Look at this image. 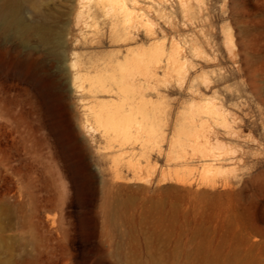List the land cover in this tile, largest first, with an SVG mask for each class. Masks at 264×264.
<instances>
[{
    "label": "rangeland",
    "instance_id": "obj_1",
    "mask_svg": "<svg viewBox=\"0 0 264 264\" xmlns=\"http://www.w3.org/2000/svg\"><path fill=\"white\" fill-rule=\"evenodd\" d=\"M121 2L134 40H113L102 0H0V264H264V0ZM136 48L162 61L158 145L148 159L126 150L135 176L76 75ZM208 102L222 114L211 150L225 160L205 172ZM33 110L60 154L33 132Z\"/></svg>",
    "mask_w": 264,
    "mask_h": 264
},
{
    "label": "bare ground",
    "instance_id": "obj_2",
    "mask_svg": "<svg viewBox=\"0 0 264 264\" xmlns=\"http://www.w3.org/2000/svg\"><path fill=\"white\" fill-rule=\"evenodd\" d=\"M102 1H105L106 5L113 6V14L115 16L113 20L114 24L112 25L113 40L115 42L134 40L132 33L122 25V23H126L130 19L128 9L125 7L126 5L123 4L121 8H117L114 6L117 0ZM121 3H123V0ZM7 12L9 16L14 17L16 8H9ZM7 24L11 28H24L20 22L14 20L8 21ZM178 52L180 53V51ZM178 52L174 54L176 55ZM145 53L139 48L131 49L126 52L122 59L119 58L118 53H115L109 61L86 63L76 75L81 80L90 83L88 92L91 102L88 110L94 125L102 131L111 148L117 147L122 152V155L128 154L130 156L127 167L135 173V176L140 169L139 163L134 162V158L138 154L128 151H134L135 147H140L141 154L148 159L156 151L158 145L157 117L153 95L159 91L161 82L158 69L162 61V53L159 55L156 50L150 49L146 53L150 61L148 65L144 63ZM174 54L168 57L166 65L163 66L165 72L170 71L168 69L171 66ZM175 58L179 59L178 56ZM155 64H158V66ZM101 96H107L108 98H101ZM218 108L214 103L208 102L205 108L200 110L203 115H198V117L200 116V121H202V126L204 127L205 125L211 130L206 135L205 144L201 150V160H205V163H203V171L205 172H210L216 167H222L223 165L219 161L225 160L224 158H220L221 155L219 157L218 154L215 155L214 151L212 152L211 150L215 146L211 142V138L213 137L214 140L219 139V133L212 131V126L210 125V121H215L218 116L222 115H219L220 109ZM31 115L33 132L39 134L45 149L52 155L56 156L60 154L61 146L59 139L49 119L43 113L39 111L35 112V110L31 111ZM196 119V116H192V123H195ZM224 128L227 129L226 126ZM231 129L234 131L233 128ZM231 129L229 128V130ZM227 133L225 134L230 137H233L235 134L230 131Z\"/></svg>",
    "mask_w": 264,
    "mask_h": 264
}]
</instances>
